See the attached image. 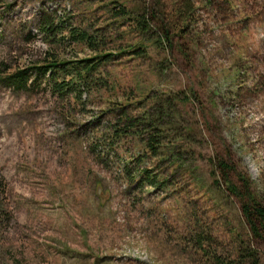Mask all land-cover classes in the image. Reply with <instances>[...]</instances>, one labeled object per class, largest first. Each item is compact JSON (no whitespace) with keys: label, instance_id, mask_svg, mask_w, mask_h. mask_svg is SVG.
Wrapping results in <instances>:
<instances>
[{"label":"rangeland","instance_id":"rangeland-1","mask_svg":"<svg viewBox=\"0 0 264 264\" xmlns=\"http://www.w3.org/2000/svg\"><path fill=\"white\" fill-rule=\"evenodd\" d=\"M117 1L134 11L131 19L115 16ZM182 2L0 0L3 73L50 57L95 55L72 44L68 31L47 33L48 19L99 29L105 52L145 47L141 56L114 54L103 67L113 88L84 94V104L54 96L45 82L29 91L0 84V264H210L195 233L205 230L207 251L220 245L229 257L234 235H249L219 162L242 171L264 196V0H191L192 17L178 19ZM145 7L170 34L187 17L184 36L166 49L152 44L136 25ZM180 91L191 98L170 111V138L186 150L193 173L175 171L167 159H134L143 149L135 135L106 137L116 105L154 113L150 99L140 109L133 102ZM146 168L171 184L131 180ZM254 247L264 264V241Z\"/></svg>","mask_w":264,"mask_h":264},{"label":"trees","instance_id":"trees-1","mask_svg":"<svg viewBox=\"0 0 264 264\" xmlns=\"http://www.w3.org/2000/svg\"><path fill=\"white\" fill-rule=\"evenodd\" d=\"M117 3L119 4V8L117 7L115 16H119L122 19H131V12L134 11L119 1ZM178 7L181 8V12L178 13L175 11L178 19L183 15L191 18L194 14V7L191 0H183L182 4H179ZM136 15L138 16L136 17V25L138 28L143 33H147L149 36L148 40L161 49H166L168 45H171L175 35L176 37L179 34L184 36L183 33L188 28L187 23L189 20L186 17L182 19L181 23L184 24L181 27L171 25L173 32L170 34L169 29L160 22L157 15L149 10L148 7H145L143 12L136 13ZM56 22L55 19H48L44 30L47 33L68 31L67 37H69L72 44L87 47L96 52L95 55L73 60H59L50 57L35 65L14 69L12 72L3 73L0 71L1 85L15 91H29L37 86V84L39 85L45 82L54 96L61 97V99L73 97L77 102L84 104V94L92 91L98 93V91L106 90L110 86V79L104 75L103 67L112 61L115 56L114 54H117V52L119 54L128 52L132 55L137 54L141 56L145 48L141 46L144 43L143 41L131 46L130 49L119 48L116 53L105 52V46L103 45H106V40L104 39V34L98 33L99 29H95L97 33H93L85 29L86 26L82 23L71 26L67 22L64 23V20H61L59 23ZM158 30L161 33H158ZM110 88H113L112 84ZM182 92L174 93V95H166V97L156 93L149 94L148 92L142 100L133 102L136 104L137 109H140L143 107L141 101L150 99L151 106L149 108L154 113H149V111H136L134 113L130 109L128 110V107L131 106L129 105L130 102H122L116 105L114 110H118V119L113 122L110 127L111 131L106 134V137L111 138L113 141H119L129 134L135 135L143 145V149L139 151V155L136 154L134 159H139V162H144L145 157H150L152 160L158 158L160 161L167 159V162L176 166L175 171L186 166L184 169L193 173L195 169L193 164L188 163V159L185 156L186 150L178 149L180 148L178 143L176 145L173 144V140L170 138V131L172 129L170 125L174 124L170 118V111H174L175 102L180 103V100L188 102V97L191 98L190 95ZM177 136L182 135L181 133H177ZM219 163L221 179L225 181L228 190L240 199L242 215L246 220L249 235L247 237L234 235L236 250L233 257L223 255L221 251H218L220 245H217V249L214 252H208L204 245L208 237L205 230L201 233H195L193 238L198 243V249L204 255L210 257V264H263L254 246L257 240L264 241V196L259 197L250 190V182L247 177L243 176L242 171L233 165L230 166L226 161H220ZM138 172L139 174L136 175L132 171L131 180L138 182L140 186L143 184L146 187L156 188L159 185L164 187L165 185L171 184V180L166 176L159 178L160 176L151 173L149 168L142 171L139 170ZM215 173L216 171H214ZM235 174L238 176L240 183L234 181ZM215 182L219 183L220 179L215 177ZM1 188L4 187L0 182ZM217 244H219L218 239Z\"/></svg>","mask_w":264,"mask_h":264}]
</instances>
